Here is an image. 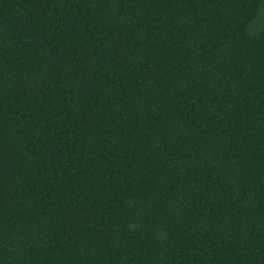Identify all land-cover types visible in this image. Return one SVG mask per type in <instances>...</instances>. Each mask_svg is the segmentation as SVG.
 I'll use <instances>...</instances> for the list:
<instances>
[{
  "label": "trees",
  "instance_id": "1",
  "mask_svg": "<svg viewBox=\"0 0 264 264\" xmlns=\"http://www.w3.org/2000/svg\"><path fill=\"white\" fill-rule=\"evenodd\" d=\"M0 264H264V0H0Z\"/></svg>",
  "mask_w": 264,
  "mask_h": 264
}]
</instances>
